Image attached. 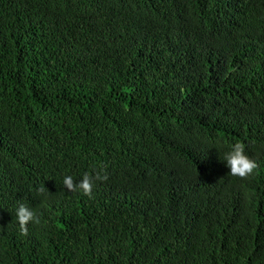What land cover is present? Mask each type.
Instances as JSON below:
<instances>
[{
	"label": "trees",
	"instance_id": "1",
	"mask_svg": "<svg viewBox=\"0 0 264 264\" xmlns=\"http://www.w3.org/2000/svg\"><path fill=\"white\" fill-rule=\"evenodd\" d=\"M0 225V264H264V0H0Z\"/></svg>",
	"mask_w": 264,
	"mask_h": 264
},
{
	"label": "clouds",
	"instance_id": "2",
	"mask_svg": "<svg viewBox=\"0 0 264 264\" xmlns=\"http://www.w3.org/2000/svg\"><path fill=\"white\" fill-rule=\"evenodd\" d=\"M223 160L230 169L232 176L246 179L251 176L258 168V163L245 152V145L236 142L231 149L224 154ZM109 179V175L104 168L90 174L85 172L81 179L75 180L71 175L63 178V187L69 192H82L85 196L92 198L93 187L97 182H105ZM37 194L45 195V188L41 186L37 189ZM16 220L19 224V230L22 235L28 234L29 224H40V217L36 211L27 205L21 203L16 209ZM4 226L0 225V229Z\"/></svg>",
	"mask_w": 264,
	"mask_h": 264
}]
</instances>
